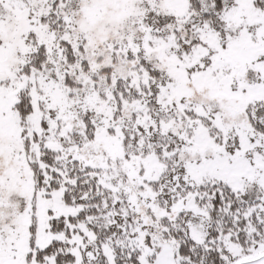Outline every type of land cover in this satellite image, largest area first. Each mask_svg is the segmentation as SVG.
Returning <instances> with one entry per match:
<instances>
[{"label":"snow or ice","instance_id":"6c2138e0","mask_svg":"<svg viewBox=\"0 0 264 264\" xmlns=\"http://www.w3.org/2000/svg\"><path fill=\"white\" fill-rule=\"evenodd\" d=\"M0 264H264V0H0Z\"/></svg>","mask_w":264,"mask_h":264}]
</instances>
